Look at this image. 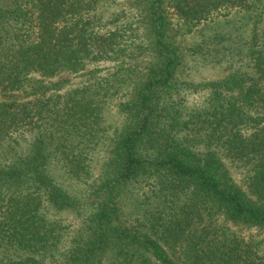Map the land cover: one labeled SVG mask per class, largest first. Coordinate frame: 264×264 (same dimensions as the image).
I'll return each instance as SVG.
<instances>
[{
	"label": "trees",
	"instance_id": "trees-1",
	"mask_svg": "<svg viewBox=\"0 0 264 264\" xmlns=\"http://www.w3.org/2000/svg\"><path fill=\"white\" fill-rule=\"evenodd\" d=\"M110 1L0 0V264H264V0ZM177 26L228 72L179 78Z\"/></svg>",
	"mask_w": 264,
	"mask_h": 264
},
{
	"label": "rangeland",
	"instance_id": "rangeland-1",
	"mask_svg": "<svg viewBox=\"0 0 264 264\" xmlns=\"http://www.w3.org/2000/svg\"><path fill=\"white\" fill-rule=\"evenodd\" d=\"M125 0H111L112 6H122V3ZM233 13V12H232ZM230 13L226 15V17L219 16L221 21L227 17H232L233 14ZM237 17V16H236ZM172 26H176V17L172 16ZM217 18V19H218ZM228 24H221L219 26H215L214 28L217 29H225L228 28ZM179 27V26H177ZM175 28V27H174ZM208 28V27H207ZM176 31H173V42L178 47L180 57H181V63L178 68V77L185 79L186 81L193 80L195 82H205L207 80H213L218 79L222 77L224 74H226L229 70V67L227 66L226 60H223L221 58H218L216 55L217 53L215 50L209 49L208 46H204V54L199 53L198 50H194V44H202L203 36H201L202 33H200V30H197V32L187 30L182 27V29L175 28ZM200 46V45H199ZM219 59V60H217ZM131 60H127L126 62H130ZM133 62H137V66L139 70H142L145 63L146 58L138 56V58L134 59ZM128 63L125 62H119L115 60H102L96 64L88 65L87 70H84L83 72L79 73H70V72H63L60 75L51 78L50 80H47V82H60V91H64L69 87L76 86L78 84H81L84 82L89 76V69L93 68L95 69V74L98 76H104L109 75L112 71H115L119 69L120 67H126ZM93 71V70H92ZM51 89L50 91H52ZM120 95V93L117 94V96ZM116 96V97H117ZM203 94L202 93H193L190 94L189 101L191 103H198L202 99ZM2 98L1 92H0V99ZM117 100V99H116ZM107 116V122H111L115 119H118V116L114 113V107H110L106 112ZM102 151V147H101ZM59 173V176L64 186L67 188L68 191H70L73 194L80 195L82 192V189L86 187V184L82 180H74L71 178H67V176L63 175L60 170L57 171ZM233 176L237 181L240 182V174L237 171H233ZM93 178V175H92ZM61 214L64 215L63 217V224L68 226L67 231H70V229L73 227V225L70 222L72 217H74V214L72 212H62ZM70 224V225H69ZM229 226L236 230L238 233L248 236V235H254L257 239H261L263 241L264 246V230L259 229L257 227H247V226H239L234 225L231 222H229ZM66 238V235H65Z\"/></svg>",
	"mask_w": 264,
	"mask_h": 264
}]
</instances>
